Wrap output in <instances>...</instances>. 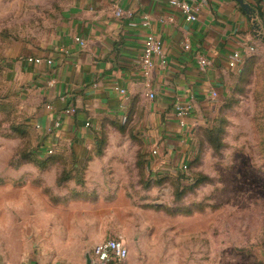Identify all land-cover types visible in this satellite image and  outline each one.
Wrapping results in <instances>:
<instances>
[{
    "label": "crops",
    "instance_id": "obj_1",
    "mask_svg": "<svg viewBox=\"0 0 264 264\" xmlns=\"http://www.w3.org/2000/svg\"><path fill=\"white\" fill-rule=\"evenodd\" d=\"M245 1L253 15L237 0H207L198 20L189 22L169 0H69L46 19L42 33L33 31L14 44L6 67L13 87L36 100L32 110L36 124H42L44 151L72 153L78 161L72 168L82 163L85 174L84 181L72 178L58 186V166L51 165L43 183L55 196L36 189L35 194L0 199V225L1 219L7 220L0 231V264H92L94 246L113 237L129 248L128 257L116 264H195L179 263L176 246H166L163 235L159 238L146 223L139 225L137 217L125 224L129 231L118 226L117 206L132 201L125 179L118 180L122 167L108 161L122 149L97 157L95 139L102 136L97 128L110 116L121 119L129 113L132 120L141 118L152 176L189 163L197 126L205 123L228 87H234L233 73L242 72L251 53L264 44V0ZM118 8L122 15H117ZM149 34L162 40L168 62L162 66L156 61L146 76L141 56ZM187 40L190 50L184 48ZM247 46L255 50L245 52L238 69L229 67V55ZM201 55L211 61L205 70L198 63ZM29 57L44 60L37 63ZM188 101L193 111L187 125L180 126L174 105ZM69 107L76 111L69 113ZM54 119L62 124L50 131ZM34 183L38 181L29 186ZM135 207L130 208L139 214Z\"/></svg>",
    "mask_w": 264,
    "mask_h": 264
},
{
    "label": "rangeland",
    "instance_id": "obj_2",
    "mask_svg": "<svg viewBox=\"0 0 264 264\" xmlns=\"http://www.w3.org/2000/svg\"><path fill=\"white\" fill-rule=\"evenodd\" d=\"M68 1L0 0V199L32 191L35 194L36 189L55 196L56 192L43 183L51 165L58 166V186L72 178L84 181V164L74 171L72 167L78 161L72 153L44 151L43 134L32 110L36 100L22 88L13 87L6 67L10 60L7 53L14 44L26 40L33 31L42 33L46 19ZM261 45L251 53L242 72L233 73L234 87H228L205 123L197 126L193 135L195 150L189 160L191 182L181 170L153 176L148 172L150 152L141 135V118L132 120L129 113L126 120L123 115L121 119L110 116L97 128L102 136L95 139L96 156L122 149L108 162L122 167V178L118 175V180L125 179L128 197L140 209L136 214L122 199L117 206L118 226L123 232L129 231L131 228L125 224L137 217L139 225L146 223L159 238L162 234L166 246H176L174 255L179 263L264 264ZM34 180L40 188L29 186ZM1 221L3 231L2 223L7 220Z\"/></svg>",
    "mask_w": 264,
    "mask_h": 264
},
{
    "label": "built area",
    "instance_id": "obj_3",
    "mask_svg": "<svg viewBox=\"0 0 264 264\" xmlns=\"http://www.w3.org/2000/svg\"><path fill=\"white\" fill-rule=\"evenodd\" d=\"M170 4L174 7H177L185 19L189 22H195L199 18V14L202 11V8L207 3V0H169ZM117 15H122L124 12L122 9L118 8L116 11ZM146 18H148L146 16ZM149 21L145 20V24H148ZM77 41L82 45L85 46L86 42L83 38L77 37ZM184 48L190 50L192 48L191 42L187 40L184 44ZM254 46H247L245 50H235L233 51L228 58V65L232 69H238L244 62V54L246 51H254ZM43 58L41 57H29V61H34L37 63L43 62ZM159 60V63L162 66H165L168 62L167 55L164 50L162 40L154 35L149 34L146 38L145 45L143 47V53L141 56V64L142 70L146 76H149L151 70L154 68L156 61ZM49 63L52 60H48ZM198 63L201 69H206L210 64L211 61L208 57L201 55L198 59ZM122 94H126L125 88H119ZM149 97L153 98L155 94L153 92L148 93ZM212 95L215 97L217 96V92L213 91ZM51 105H47V108H50ZM69 113H73L76 111L75 107H69L67 110ZM193 111V103L191 101L188 102H177L174 105V112L179 119L180 126L187 125V117ZM128 114H124V120H126ZM62 121L60 119H54L51 122V126L49 128L52 131L55 128L60 127ZM87 126L90 125V122L86 123ZM36 126L38 128H42L41 123H37ZM53 150L50 149L49 153H52ZM156 152V150H154ZM183 170L188 169V163H184L182 168ZM92 255V264H116L120 261L125 260L129 255V248L126 245L125 241L120 238H108L97 245L91 251Z\"/></svg>",
    "mask_w": 264,
    "mask_h": 264
},
{
    "label": "water",
    "instance_id": "obj_4",
    "mask_svg": "<svg viewBox=\"0 0 264 264\" xmlns=\"http://www.w3.org/2000/svg\"><path fill=\"white\" fill-rule=\"evenodd\" d=\"M237 1L245 9L247 13H249L250 15H253L254 10L252 6L250 5V3L246 2L245 0H237Z\"/></svg>",
    "mask_w": 264,
    "mask_h": 264
},
{
    "label": "trees",
    "instance_id": "obj_5",
    "mask_svg": "<svg viewBox=\"0 0 264 264\" xmlns=\"http://www.w3.org/2000/svg\"><path fill=\"white\" fill-rule=\"evenodd\" d=\"M189 168H190V163H188V169L187 170L180 169L183 172L184 178L187 179V182H191L193 180L192 177H190V175L188 173L189 172Z\"/></svg>",
    "mask_w": 264,
    "mask_h": 264
}]
</instances>
